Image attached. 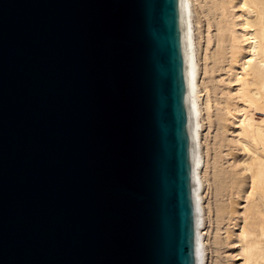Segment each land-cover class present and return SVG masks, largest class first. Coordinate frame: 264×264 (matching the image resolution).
<instances>
[{
  "label": "water",
  "instance_id": "1",
  "mask_svg": "<svg viewBox=\"0 0 264 264\" xmlns=\"http://www.w3.org/2000/svg\"><path fill=\"white\" fill-rule=\"evenodd\" d=\"M0 264H204L188 0H0Z\"/></svg>",
  "mask_w": 264,
  "mask_h": 264
},
{
  "label": "rangeland",
  "instance_id": "2",
  "mask_svg": "<svg viewBox=\"0 0 264 264\" xmlns=\"http://www.w3.org/2000/svg\"><path fill=\"white\" fill-rule=\"evenodd\" d=\"M191 1L204 264H264V0ZM246 22L258 54L243 36Z\"/></svg>",
  "mask_w": 264,
  "mask_h": 264
},
{
  "label": "bare ground",
  "instance_id": "3",
  "mask_svg": "<svg viewBox=\"0 0 264 264\" xmlns=\"http://www.w3.org/2000/svg\"><path fill=\"white\" fill-rule=\"evenodd\" d=\"M188 13H189V26H190V39H191V52H192V65H193V78H194V91H195V104H196V117H197V130H198V143H199V156H200V169L203 167V156L200 151V136H201V121H200V116H201V109H200V92L198 88V76H199V64H198V59H197V50H196V45H195V33H194V26H193V20H192V1L188 0ZM246 24V25H245ZM243 26L245 28V32L243 33V36L246 39H249V43H253V52L254 54H258V41H257V35L255 33H249V31L252 29L248 30L246 22ZM253 60V56H251L248 60V63ZM245 122V120H244ZM202 182V181H201Z\"/></svg>",
  "mask_w": 264,
  "mask_h": 264
}]
</instances>
